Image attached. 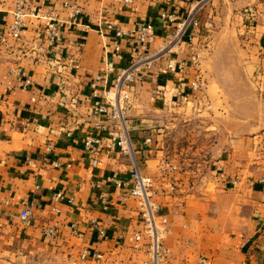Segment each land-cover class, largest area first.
Masks as SVG:
<instances>
[{
	"label": "crops",
	"instance_id": "1",
	"mask_svg": "<svg viewBox=\"0 0 264 264\" xmlns=\"http://www.w3.org/2000/svg\"><path fill=\"white\" fill-rule=\"evenodd\" d=\"M16 1L0 0V264H148L146 241L128 239L142 230L139 204L109 181L130 179L133 162L167 220L159 264H264V0H198L199 27L174 48L182 69L155 61L132 86L133 162L92 115L90 84L102 77V97L135 56L131 37L109 55L116 29L157 21L164 6L183 16L197 0H29L17 39ZM247 8L257 13L251 31ZM45 16L70 29L49 41ZM154 25L151 51L169 31ZM55 193L63 200L52 211Z\"/></svg>",
	"mask_w": 264,
	"mask_h": 264
},
{
	"label": "built area",
	"instance_id": "2",
	"mask_svg": "<svg viewBox=\"0 0 264 264\" xmlns=\"http://www.w3.org/2000/svg\"><path fill=\"white\" fill-rule=\"evenodd\" d=\"M29 0H17L16 9L13 13V20L10 25V30L14 38H19L21 29L24 25L23 17L25 15V7ZM124 5L132 4L134 0H118ZM201 7V1H191L185 14L180 16L177 11L168 9L166 6L160 9L156 20L167 31L168 37L166 44L161 48L151 51V46L156 39L155 22L149 20L146 23L136 26L131 32L116 29L115 38L113 39L112 48L109 51L110 56H114L121 51V40L131 37L132 45L135 49V56L129 64L122 70H119L114 77V80L107 89L104 90L102 97L99 96L97 83L102 80L101 76L95 78L90 84L92 99V115L98 118H103L109 125L111 132L114 134L111 138L112 144L118 148L119 152L133 160V149L130 139V124L125 116L126 106L129 102L132 86L143 79L144 74L150 69L153 62L163 60L165 69L169 73H175L182 69V63H177L175 60L174 48L179 46L182 39L187 37L190 41L192 35H187L188 30L199 27L197 14ZM73 9L70 17L76 13ZM244 27L246 31H251L256 23L257 13L253 8H247L242 14ZM45 33L49 41L53 42L58 39L61 32L65 29H70V25L57 22L49 17H44ZM112 29L111 26H107ZM108 55V54H107ZM195 58H192V61ZM115 72V67L112 61H106L104 74L105 76ZM200 88L198 82H192L187 90L196 92ZM189 97L188 92H183L181 99L186 101ZM149 141V140H147ZM99 145L96 137L88 135L84 140V147L87 150H94ZM1 166V165H0ZM133 173L130 179L120 180L116 178L110 179V183L120 190L123 198H133L137 200L139 206V220L142 224L140 232L133 233L128 237L133 246H138L143 240L146 241L147 254L149 258L148 264H159L163 262L168 255L167 249L163 246V239L167 232V220L165 216L159 214V207L154 201L157 188L151 178L142 176L139 168L132 163ZM169 189H172L169 187ZM63 196L60 193H55L51 196L53 207L52 211H57L56 204L62 202ZM31 206H26L20 213V219L23 224H27L31 214ZM45 236L53 237L54 230L46 229ZM84 253L81 258L84 259ZM96 260H100L101 256L94 255Z\"/></svg>",
	"mask_w": 264,
	"mask_h": 264
}]
</instances>
